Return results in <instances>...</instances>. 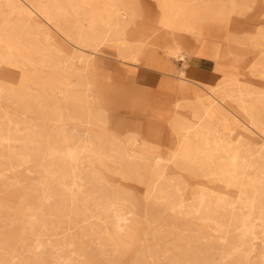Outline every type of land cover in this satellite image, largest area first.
Returning <instances> with one entry per match:
<instances>
[{"label":"rangeland","instance_id":"rangeland-1","mask_svg":"<svg viewBox=\"0 0 264 264\" xmlns=\"http://www.w3.org/2000/svg\"><path fill=\"white\" fill-rule=\"evenodd\" d=\"M11 2L0 264H264V0Z\"/></svg>","mask_w":264,"mask_h":264},{"label":"bare ground","instance_id":"bare-ground-1","mask_svg":"<svg viewBox=\"0 0 264 264\" xmlns=\"http://www.w3.org/2000/svg\"><path fill=\"white\" fill-rule=\"evenodd\" d=\"M0 1H3V2H5V3H10L12 0H0ZM14 1V0H13ZM56 1V0H55ZM12 3V2H11ZM15 3V2H14ZM57 3V2H56ZM16 4V3H15ZM10 5V4H9ZM12 5V4H11ZM14 6V5H13ZM9 7V6H8ZM20 7H22V6H20ZM15 8H16V6H15ZM18 8V7H17ZM34 12V11H33ZM32 12V15H34V13ZM120 14V13H119ZM15 15V14H14ZM67 15H69V14H67ZM121 15V14H120ZM119 15V16H120ZM124 15V14H123ZM33 17V16H32ZM35 17H37L36 15H35ZM72 18V17H71ZM126 18V17H125ZM32 19H34V18H32ZM31 19V20H32ZM57 19V18H56ZM66 19V18H65ZM21 20V19H20ZM74 20V19H73ZM33 21V20H32ZM57 22V21H56ZM65 22H67V21H65ZM60 23H61V21H60ZM36 24V23H35ZM59 25V24H58ZM67 25V24H66ZM84 25V24H83ZM80 26V25H79ZM57 27V26H56ZM72 27V26H71ZM71 27H69V26H66L65 28H62V30L68 35V36H75V34L77 35V30H78V26H77V29L76 28H74V29H72ZM74 27H76V25L74 26ZM83 27H85V26H83ZM119 27V26H118ZM58 28H59V26H58ZM114 28V27H113ZM120 28V27H119ZM60 29V28H59ZM82 29V28H81ZM84 29V28H83ZM84 31V30H83ZM82 32V31H81ZM86 32V31H85ZM79 33V32H78ZM83 33V32H82ZM95 33V32H94ZM121 33V32H120ZM38 34V33H37ZM80 35V34H79ZM87 35V34H86ZM82 36H84V33L82 34ZM81 36V37H82ZM46 37V36H45ZM80 37V36H79ZM81 37H80V42H81ZM83 38V37H82ZM79 39V38H78ZM45 41V40H44ZM80 44V43H79ZM80 50V49H79ZM173 51H174V53L175 54H182V51H183V48L180 46V45H178L177 43H176V45H175V47H174V49H173ZM11 53V52H10ZM9 54V53H8ZM140 54V53H139ZM13 55V54H12ZM15 56V55H14ZM183 55H180L179 57H182ZM9 57V56H8ZM9 58H11V56L9 57ZM135 61V60H134ZM165 64V65H164ZM161 69H163V70H171V64H166V63H164V62H162V65H161ZM184 75V69H182L181 70V75L180 76H178L179 78H182V76ZM2 89V88H1ZM241 97V96H240ZM243 101V100H242ZM238 112V111H237ZM61 114V113H60ZM62 116V115H61ZM19 117V116H18ZM63 117V116H62ZM61 117V118H62ZM17 118V117H16ZM10 120V119H9ZM12 120V119H11ZM13 121V120H12ZM62 121V120H61ZM64 121H65V119H64ZM64 123V122H63ZM65 124V123H64ZM63 124V125H64ZM195 127V126H194ZM66 129H67V127H66ZM54 131H55V129H54ZM67 131V130H66ZM58 134H61V132L59 133L58 132ZM88 134V133H87ZM87 134H86V138H87ZM90 134V133H89ZM69 135V134H68ZM85 136V135H84ZM67 138H68V136H67ZM83 139L85 140V138L83 137ZM88 139H89V137H88ZM67 140V139H66ZM86 141H88L89 142V140H86ZM80 143V142H79ZM81 143H85V142H81ZM87 143V142H86ZM82 145V144H81ZM80 145V146H81ZM78 146V145H77ZM76 146V147H77ZM87 146V145H86ZM74 147H75V145H74ZM83 148H84V146H83ZM86 148V147H85ZM80 149V148H79ZM82 150V149H81ZM77 151V150H76ZM74 152V151H73ZM83 153V152H82ZM233 155H235V154H233ZM233 157V156H232ZM29 159V158H28ZM255 160V159H254ZM76 161H77V158H76ZM248 161V160H247ZM252 161V160H251ZM251 170H253V169H251ZM236 173V172H235ZM251 176V175H250ZM254 176V175H253ZM255 177V176H254ZM253 177V178H254ZM76 180H78V177H77V179ZM252 181H254V180H252ZM255 184H257V183H255ZM157 185V184H156ZM155 187H157V186H155ZM155 189V188H154ZM47 192V191H46ZM254 192V191H253ZM254 194H256V193H254ZM42 196V195H41ZM43 197V196H42ZM40 198V197H39ZM225 206V205H224ZM234 208V207H233ZM232 208V209H233ZM202 209V208H201ZM21 230V229H20ZM24 232V231H23Z\"/></svg>","mask_w":264,"mask_h":264},{"label":"crops","instance_id":"crops-1","mask_svg":"<svg viewBox=\"0 0 264 264\" xmlns=\"http://www.w3.org/2000/svg\"><path fill=\"white\" fill-rule=\"evenodd\" d=\"M206 58V57H205ZM210 59V58H209ZM161 65H162V63L160 64V66L159 67H161ZM188 76L190 77V83H194V84H199L198 82H199V80H198V78H197V76H196V74H195V72H189L188 73ZM173 89V88H172Z\"/></svg>","mask_w":264,"mask_h":264}]
</instances>
